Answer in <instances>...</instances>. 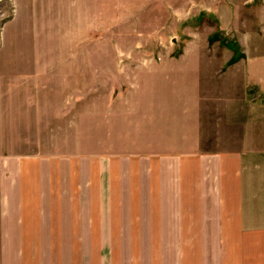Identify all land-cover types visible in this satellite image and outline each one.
Masks as SVG:
<instances>
[{"label":"crops","instance_id":"crops-1","mask_svg":"<svg viewBox=\"0 0 264 264\" xmlns=\"http://www.w3.org/2000/svg\"><path fill=\"white\" fill-rule=\"evenodd\" d=\"M173 1L211 0L32 1L54 11L48 43L61 28L91 40L36 52L148 53L118 31L127 17L142 39L162 21L189 31ZM223 1L235 46L151 49L132 82L118 57L96 84L129 87L86 109L83 153L1 159L0 264H264V0ZM88 62L94 85L104 62Z\"/></svg>","mask_w":264,"mask_h":264},{"label":"rangeland","instance_id":"rangeland-1","mask_svg":"<svg viewBox=\"0 0 264 264\" xmlns=\"http://www.w3.org/2000/svg\"><path fill=\"white\" fill-rule=\"evenodd\" d=\"M32 1L55 0H0V161L8 156L83 153L86 135L80 133L79 128L86 120L85 114H89L86 109L93 106L102 108L106 95L125 92L129 87L96 84L101 82L98 78L115 77L118 57H122L126 65L125 72H119L120 75L123 74L126 82H132L136 67L155 49L169 50L171 56L175 57L183 46L190 44L210 47L212 51L214 48L236 45L228 31L221 30L220 21L215 15V6L219 3L229 13L228 1H173L175 8L188 5L185 14L191 20L192 28L189 31L185 27L182 31L177 28V21L174 27L162 21L152 37L142 39L138 36L140 23L128 17L125 30L118 31L123 36L121 45L127 49L143 45L148 53L130 52L119 56L37 53V45H73L75 42L86 45L87 41L89 45L91 40L85 37L75 40L69 37L68 29L61 28L55 31L54 38L48 43L44 37L49 31L44 26L54 24L53 21L49 22L54 11L49 12V7L32 9ZM127 12L133 15L129 10ZM80 24L83 25L82 22ZM38 25L42 26L41 29H38ZM57 25L61 26L62 22ZM142 26L144 28L145 23ZM84 31H79L78 35L84 34ZM151 49H154L152 53ZM91 58L104 62V65L95 68L92 80L95 84L89 86L86 84L93 77L87 70V63ZM52 78L57 79L58 85L43 84L45 81L53 83Z\"/></svg>","mask_w":264,"mask_h":264}]
</instances>
